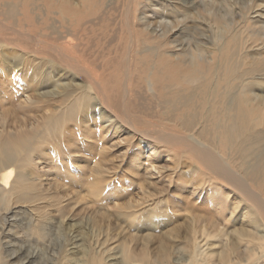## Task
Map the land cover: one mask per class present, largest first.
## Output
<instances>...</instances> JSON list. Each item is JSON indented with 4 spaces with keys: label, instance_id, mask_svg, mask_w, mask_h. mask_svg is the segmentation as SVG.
<instances>
[{
    "label": "bare ground",
    "instance_id": "obj_1",
    "mask_svg": "<svg viewBox=\"0 0 264 264\" xmlns=\"http://www.w3.org/2000/svg\"><path fill=\"white\" fill-rule=\"evenodd\" d=\"M94 2L91 6L90 0H0V17L10 22L5 28L12 30L16 38L12 43L0 41L1 76L10 82L23 78L26 86L34 88L40 83L50 84L55 92L47 97L53 96L62 103L81 91L80 96L74 98L82 103L76 106L72 101L65 115L58 118L55 133L60 136L65 133L66 123L73 120L77 110L82 111L83 118H86L87 114L94 113L96 105L99 106L94 115L102 120L101 124H105L106 129L110 128V141L114 142L119 135L126 133L129 135L126 140L130 135L136 140L131 142V137L128 143L123 140L129 144L124 145L125 153L129 148L133 150L130 159L132 167L144 159L141 161L142 176L146 179L161 180L167 173L162 163H173V155L193 161L195 169L187 176L192 179L199 175L202 179L199 186L194 184L195 187L189 190V198H186L193 207H209L215 218L193 213L191 220L194 225L189 236L181 240L182 243L172 239L177 246L173 249L161 243L153 253L146 243L138 253L133 241L112 247L111 244L105 246L108 241L99 239L89 245L85 237L81 236L78 241L75 236L68 240L57 257L54 255L52 259L48 254L49 259L53 262L59 259L56 264H264V195L261 189L264 180V26L259 25L264 11H251L257 6L254 1L245 6L246 12L242 10L238 15L241 23L246 25V31L242 33L236 29L230 13L235 9L228 0H127L122 13L125 16L126 43L119 62L120 77L109 79L101 73H92L86 68L87 64L80 65L76 58L78 54L86 55V49L81 46L85 44L87 33L98 25L96 21L101 18L97 15L104 8L103 0ZM220 5H224L221 8L225 9V16L215 13ZM92 9L94 13L90 11ZM27 26L30 30H26ZM204 28L206 31L210 28L214 30L213 42L204 43L196 38L203 36ZM139 33L142 37L138 36ZM187 41H190L189 44H186ZM42 44L50 51V57L56 56L67 63L49 59L45 65L37 61V57L15 53L17 57L12 61L7 54V51L24 50L23 45H28L25 51L29 53ZM135 62L141 66L136 70ZM112 63L114 60L109 62ZM62 66L71 74L77 73L74 69L83 70L88 84L82 86L72 77V81L61 79L59 74L57 81L55 73H60L59 67ZM135 76H138L137 79ZM110 82H113L112 86ZM25 90L24 86L23 94ZM144 96L159 108L156 113L152 111L154 107L151 111L147 110L149 105L144 103H149ZM30 100L27 97L24 103ZM137 102L142 108L132 112L131 104L136 105ZM78 117L74 119L76 125ZM149 119H163L176 124L173 127L179 128L180 132H171L174 130L172 127L166 129L167 133L158 132V129L138 130L146 123L149 127L154 124ZM153 126L155 129L160 125ZM99 134L103 135L100 131ZM28 139L0 136V218L3 221L2 229L0 227V264H36L39 256H43L40 248H47L46 241L51 234L48 228H64L66 216L61 206L70 198L57 195L51 202L46 201L49 195L44 186L57 178L51 180L53 175L47 174L41 164L45 165L49 158H54L53 161L58 164L55 167L61 172L54 176L60 179L70 177L66 173L68 168L83 166L80 159L72 160L70 154L75 153L71 148L73 144H67L62 138L56 145L49 144V152L42 151L37 141ZM61 142L67 151L65 161L59 157L61 147L58 149L57 144ZM66 144L69 146L66 147ZM117 146L116 141L110 147ZM167 177L168 187L173 181L176 186L177 183L180 186L184 184L185 179L176 178L172 169ZM77 181L79 183V179ZM64 186L68 188L66 184ZM94 190L97 195L90 193L94 198L104 194L99 187ZM234 194L239 196V203L232 204ZM184 198L175 202L173 208H187L189 202H184ZM151 202L147 200L137 207L132 206V209L139 210L132 212L130 209L128 215L124 211L125 216L132 218L133 228L137 221L142 222L140 229L146 230L173 219L172 212L162 202ZM25 207L27 211H21ZM52 211L57 212L59 217L52 216ZM25 213H30L27 235L21 238L7 235L1 239V230H13L11 219ZM242 215L247 217L251 229L234 231ZM229 216L230 219H227ZM199 223L205 225L201 230ZM230 225L234 231L231 236L224 231ZM83 229L81 232H84ZM239 245L242 251H239Z\"/></svg>",
    "mask_w": 264,
    "mask_h": 264
},
{
    "label": "rangeland",
    "instance_id": "obj_2",
    "mask_svg": "<svg viewBox=\"0 0 264 264\" xmlns=\"http://www.w3.org/2000/svg\"><path fill=\"white\" fill-rule=\"evenodd\" d=\"M228 1L232 5V8L235 9L234 12H230V13L232 14L231 16L235 22L236 29L240 30L242 33L246 31V28H245L246 25L244 26L243 23H241L240 17L238 18L240 11L243 10L246 12L245 6L250 5L252 1H254V3L258 7L256 6L251 11H255L256 9H257V12L259 13H262L264 11L263 10L264 0H228ZM126 2L127 0H105V1L103 0L104 8L97 15L98 18L101 17L97 21L100 20L102 23L100 21L99 22L96 21L98 25L94 27L91 31H89V33H87L84 39L85 44H82L81 46L82 49H86L85 50L86 57L84 56V54L76 55V58L80 65L82 66H86V64L87 66L93 65L91 67L86 66V68L91 69L92 73L94 74L101 73L104 77H108L109 79L114 78V77L115 78L120 77L119 69L121 70V68H120L119 62H120L121 54L123 52L122 49H124L125 47L123 45H125L126 43L125 28H124L125 16L123 15ZM94 3H95L94 0H90L91 6H93ZM223 6L224 5L219 6V8L215 12L216 15L225 16L224 15L226 13L225 9L221 8ZM232 8L230 9V11L232 10ZM90 11L94 13L93 9ZM229 17H230V14H229ZM112 21H114L113 24H112ZM263 21H264V18H263ZM263 21L262 20L259 21L260 22L259 25L264 26ZM1 24H3V26L0 27L1 29L0 30V41L6 42V43H12V41L16 39L15 34L14 32H12V30L10 31L9 29L8 31L7 30L8 28H5L6 26L10 24V22H6L4 19L0 17V25ZM247 27H248V24H247ZM249 27H251L250 23H249ZM28 28L30 27L27 26L26 30H30ZM114 30H117V32ZM1 32L2 33L4 32V33L2 34ZM113 32H115L116 35ZM213 32L214 30L211 31V28L207 29V31H206V28H204L203 36L201 38L200 37H196V38L201 40L204 43L209 42V41L213 42L214 41ZM138 36L142 37V34L139 33ZM11 37L12 38L14 37V38L12 39ZM2 38H4V40ZM212 38H213V41L211 40ZM189 42L190 41H187L186 44H189ZM191 44H193L194 47L196 46L195 43H191ZM23 46H24V50L20 48L17 50H12L11 52L7 51V54H9V58L12 61H14L15 57H17L14 55L15 53L18 56L37 57V59H39L37 61H42V63L45 65L47 64V61L49 59H52L54 61H59L62 64L67 63V61L61 60L60 58L56 56L54 57L53 55H51L52 57L51 58L50 51L47 48L45 49V44H42L40 48L38 47L34 48L29 53L25 51L29 48L28 45H23ZM117 50H118V53H117ZM108 56H112L114 58L112 59V57L110 58ZM53 58H55L56 60ZM159 59L161 60L160 57ZM113 60H114V63H112V65L109 64V62L110 61L112 62ZM115 66L118 67V69ZM139 67H141L140 64L135 62V67H134L135 70ZM20 68L23 69L22 66ZM26 68L27 66L24 67V69ZM59 69L63 73L61 72L55 73L56 74L55 79L59 78L58 76L61 75L60 76L61 79L72 81L71 79L74 78L75 79L74 82L81 84L82 86H86L88 84L87 78L85 77L84 74H82L83 70L79 71V70L74 69L73 71H77V73L71 74L69 70L65 69L64 66L59 67ZM57 74L59 75L57 76ZM10 76L11 78L14 77V75H10ZM137 77L138 76H135L136 79ZM0 82H2L0 84V136L13 137V138L19 136L21 139L29 138L28 140L30 141L35 140L33 142L36 143L37 141L39 143L38 146H40L39 148L42 151H46V152L51 151V147H49L50 143L52 146L54 144L56 145V143L60 142L62 138V141L65 140L67 144H70V143L71 145L73 144L71 148L74 150L73 152L75 153L72 155V152L70 151L71 152L70 156L72 160L74 161V159H80L83 162L82 168L84 170L81 167L79 168L82 171H80L79 169H74L72 167L68 168V170L63 169V171L67 170L66 173H68L70 177H72L73 175V178L67 177L65 179L64 178L60 179V177L54 176V175H57L58 172H59L58 175H60L61 173L58 170V168L55 167L58 164H56V162L53 161L54 158L53 159L47 158L48 162H45L46 163L45 165L41 164V168L45 167L47 174L53 175L51 180L57 178L53 182H50V181L46 182L44 186L46 192L48 191V195H49L46 201L51 202L54 198L57 197V195H60V197L65 198V199H67L66 197L70 199L69 201L66 202L67 204L64 203L61 206L62 208H64V211H65V214L63 215L66 216L64 217V220H65L64 228H61V229L59 228L57 229V227L48 228V232H50L51 234L49 233L50 237L46 241L47 248H44V247L40 248V250L43 252V256H39L40 260L37 258V260L39 261H35L36 264H56V262L59 261V259L53 262L52 259L54 255L55 257H57L58 253L61 254L64 246L68 244V240H71V238L75 236L78 237V241L81 238V236L85 237L89 245H93L95 243V240L99 239L102 242L108 241V243L105 244V246L108 244H111L112 247H115L118 244L121 245L125 242L129 243L133 241V243H135V249L138 253L141 252V250L143 249V246L146 243H148L150 250H153L152 251L153 253H155L158 250L161 243H166L168 244L170 249H173L177 246L176 244L172 242V239H174L176 242L182 243L181 240H185L189 236L192 230L191 226L194 225L191 220L192 219L191 216L193 215V213L202 214V216L204 217L210 216V217L215 218L214 212L212 210H209L210 209L209 207H206V206L200 207L198 205L193 207L192 204H190V202L187 199L189 198V193L191 189L194 188L195 185L199 186V181L202 179V176H199V175H197L196 178H192V179L188 178L187 174L195 169L196 163H194L193 161L186 159V158L176 157L173 155L174 157L173 163H167V162L162 163L167 173L163 176V178H161V180L158 181L156 179H151V178L146 179V177L142 176L144 173V170L142 169L141 161H144V159L140 161V164H137L132 167V162H130V159H131L133 150L129 148L128 151L126 150V153H125L126 148L124 145H126L129 142L128 139L131 140L132 138L133 141L131 140V142H134V141L136 142V140L133 139L131 135H130L131 138L129 137L127 140H126V136L127 137L129 136L128 133L124 135L123 134L119 135V137H117L116 140L114 141V142L116 141L118 142V146L110 147V146H113L114 144V142L110 141V132H111L109 131L110 128L106 129L105 124H101L103 123L102 120H100L101 121L100 122L98 118L96 117V115H94L95 111H98L97 109L99 108V106L96 105V107H94L95 109L93 108L95 110L93 111L94 113H92L93 115L89 113L90 116L89 114H87L88 116L86 115V118L85 117L83 118L82 111L77 110L76 115L74 116L73 120H70L66 123L65 133H63L62 136H60L59 133L58 134L55 133V125L57 124V121L59 120L58 118L63 117L65 115L66 111L73 104V102L74 104H76V106H79L82 103L79 100L76 101V98H74L75 96L76 97L80 96L81 91L76 92L72 96V98H69V101H66V102L63 101L62 103L53 96L47 97L48 94L50 93L53 94L55 92L54 90L55 88H53L52 85L50 84L47 85L46 83H43V84L40 83L39 87L37 86L36 88H34L33 86H30V85L26 86V80L23 78L20 81L10 82V81L5 80V78H3L1 74H0ZM112 85H113V82H110V86ZM24 86L26 89L25 94H23ZM42 94L44 96H41ZM27 97L31 99L29 101L30 103L29 102L24 103V100H26ZM144 97H146L145 99H147V96H144ZM146 101L147 103H149V104L144 103L145 106L149 105L147 106L148 108L147 110L151 111L153 109L152 111L155 110L154 113H156L159 110V108L155 106L156 104L150 101L149 98ZM151 103L153 104L151 105ZM138 104L140 105V103L138 102L136 103V105L133 103L131 104L132 112H137L135 111L136 108L138 109L142 108V105L139 106ZM132 106H133V109H132ZM152 107H154L155 109ZM77 115L79 116L78 117L79 122L76 125L74 123V119ZM98 121L100 123H98ZM149 121H151V123H154L160 126L157 128L155 127L154 129V126H153L154 124H152L149 127L148 123H146L144 126L139 127L138 130L141 131L142 129V130H147V131H150V130L157 131L158 129V132L167 133L166 129H169V127H172L174 130L173 131L170 130L171 132H175V133L180 132L179 128L177 129L173 127L176 124L168 123L165 120L163 121V119H159V120L149 119ZM99 131L102 132L103 135H100ZM22 134L23 136H20ZM54 137L55 139H52ZM123 140L127 143L125 144ZM59 144H57L58 149L61 147L60 148L61 150L58 151L59 157H61L62 161L63 160L65 161L67 159V151L64 148L65 145H63L64 143L62 142ZM67 144H66V147L69 146ZM45 158L46 157H44L43 159ZM50 160L51 162L52 161L53 162L51 163ZM52 164H54L53 165L54 167L52 166ZM47 168H49L50 170H47ZM71 168L72 170H75V171H72ZM170 169L174 171L176 178L180 176L181 177L180 180L185 179L183 186H180V183H177L178 186H176V182L173 181V184L170 187H168L170 184L168 183L169 178L167 177V174L169 173ZM136 173H139L138 174L139 176L134 175ZM77 176L79 179V183L77 181L78 180ZM97 176L101 178L98 182L97 180L99 178L97 179ZM91 178L92 179L96 178V179L92 180ZM69 179H72V180L69 181ZM95 182H97L98 184ZM261 183H262L261 189L263 190L262 193L264 195V180ZM63 184L64 185L66 184L68 188L64 186ZM189 184L191 185L188 187ZM97 187H99V189H102L104 191V194L101 193L100 195L102 198L101 197L98 198L101 201L98 200L96 197L94 198V196L90 194V193H95L97 195V193L94 190ZM66 188H67V191H65ZM165 195L167 196L165 197ZM184 197L186 198L184 202H189L187 203V205L189 204V206H187V208L182 207V206L178 208H173V205L175 204V202H178L179 200L182 201ZM238 197H239L238 195L234 194L232 204H236L240 202L239 201L240 198ZM147 200H151L155 204H157L158 202H162L163 206L165 205V207L169 209L168 211L172 212L173 219H170L169 221L165 223L160 220L164 224H156L153 228H147L146 230H141L140 228H142V222L137 221L136 227L133 228L131 224L133 222L132 218H130L129 216L127 217L125 215L126 214L128 215L129 213H131L129 212L130 209H131L130 211L132 212L138 211L139 209H132V206L137 207L139 204L144 203ZM148 205H145L144 207ZM118 207L121 209H119ZM25 210L27 211L26 207L21 211H25ZM125 210H126V214L124 213ZM52 214H53L52 216L54 215L56 217L58 216L57 212H53ZM230 217L231 216H229L227 219H230ZM234 219H232L233 222L235 221ZM238 219L239 221L234 228L230 225L224 230L227 233L226 235L229 234V236H231L232 232H234L235 230H246V229L250 230L251 229L246 216L242 215V217H239ZM260 219L261 221H263L261 217ZM11 220H13V221H10L11 224L14 225L13 230L12 231L10 229H7L6 231L1 230V239H5L4 237H6L7 235L12 238L13 237H17V238L25 237L27 233L29 232L27 224L30 223L29 221L30 213H25L24 215L19 214V216H15ZM1 221L2 219L0 220V224L3 222ZM71 221H74V222L71 223ZM79 221L82 222V224H80ZM198 225H199L200 230L205 227V225L200 224V223ZM0 227L2 229V224L0 225ZM21 227H24V229H22ZM136 228H139L140 230H136ZM232 228L234 229V231H232ZM82 229L84 232H81ZM68 233H71V234H68ZM149 236H153V237L149 238ZM175 238H177V240ZM79 243L81 244V242ZM80 244L77 243L76 245L79 246ZM238 248H239V251H242L241 245H239ZM48 250L49 252L47 253L46 251ZM97 250L99 251V249ZM48 254H50L52 259L51 258L49 259L50 256H48ZM43 257H46L49 260L44 258L45 260L44 261ZM46 260L48 262H46ZM8 261L10 262L9 258H8Z\"/></svg>",
    "mask_w": 264,
    "mask_h": 264
}]
</instances>
